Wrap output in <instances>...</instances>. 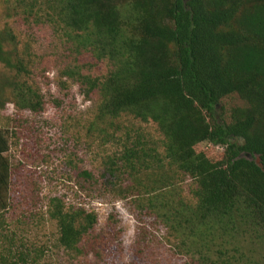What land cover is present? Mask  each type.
Instances as JSON below:
<instances>
[{
    "label": "trees",
    "instance_id": "obj_1",
    "mask_svg": "<svg viewBox=\"0 0 264 264\" xmlns=\"http://www.w3.org/2000/svg\"><path fill=\"white\" fill-rule=\"evenodd\" d=\"M17 2L24 20L8 15L12 23L0 27V63L16 74L5 81L15 108L43 109L37 87L19 80L31 78L34 63L28 43L18 54L17 25L57 26L75 37L64 74L95 101L94 130L118 149L98 178L86 170L78 177L132 198L187 264H253V246L264 264V0ZM231 95L246 107L231 109L227 121L218 106ZM150 123L154 133L142 126ZM201 144L223 152L210 157ZM8 151L0 129V264H110L121 237L116 216L97 231L94 211L58 197L46 210L53 247L27 243L19 225L36 211L28 198L9 196ZM9 210L18 212L16 229L5 221ZM138 239L132 264H154L157 246Z\"/></svg>",
    "mask_w": 264,
    "mask_h": 264
},
{
    "label": "rangeland",
    "instance_id": "obj_2",
    "mask_svg": "<svg viewBox=\"0 0 264 264\" xmlns=\"http://www.w3.org/2000/svg\"><path fill=\"white\" fill-rule=\"evenodd\" d=\"M17 3V0H0V27L6 22L12 23L13 18L24 20L25 5ZM28 27L25 21L17 25L18 54L28 43L33 74L31 78L21 74L19 80L37 87L43 102L41 112L15 108L12 91L5 81L8 78L13 81L16 74L0 63V129L8 140L9 151L4 157L12 172L9 196L14 201L28 198L31 209L36 211L35 221L19 225L26 232L27 243L53 247L56 227L48 221L46 210L50 199L58 197L67 205L94 211L97 231L106 227L110 214L116 216L121 237L119 248L109 255L110 264L136 262L138 254L134 249L138 237L157 246L154 264H187L189 259L177 254L176 248L165 239L164 228L156 225L153 218L139 216L132 198L120 199L101 185L86 183L78 177L80 171L86 170L98 178L104 161L118 149L94 130L99 122L95 101L85 98L80 85L64 74L65 67L70 68L76 56L74 34L68 36L51 24L31 30ZM84 58L88 59L89 54ZM237 107L245 108L246 102L238 95L228 96L218 106V116L228 121L230 110ZM142 126L147 132L156 131L151 123ZM200 148L214 158L223 152V148L207 144H201ZM189 184L188 180L183 182L188 197ZM15 213L18 212L4 213L10 229H16L17 224L10 223ZM257 248L252 247L253 264H260L262 259Z\"/></svg>",
    "mask_w": 264,
    "mask_h": 264
}]
</instances>
